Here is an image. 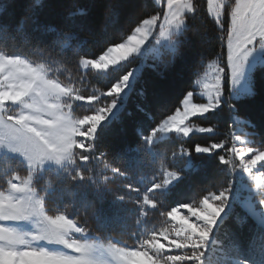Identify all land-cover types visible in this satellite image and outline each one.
I'll return each mask as SVG.
<instances>
[{"label":"snow or ice","instance_id":"obj_1","mask_svg":"<svg viewBox=\"0 0 264 264\" xmlns=\"http://www.w3.org/2000/svg\"><path fill=\"white\" fill-rule=\"evenodd\" d=\"M52 7L53 0H8L3 7V14L9 16L18 8L19 25L16 31L24 35V45L38 48L46 55L41 57L43 63H35L23 51L10 50L0 55V148L19 154L27 165L24 176L12 168L7 173L8 187L0 190V264H103L94 256L97 245L84 237L90 232L89 221L93 223L98 203L108 196L114 201H128L137 206V223L143 217L152 215L149 208L159 209L164 225L169 223V219L175 222L171 227L162 225L151 230L150 234L144 235L138 247L129 248L126 244L120 247L111 240L101 245L117 264H204L203 250L228 205L231 181L220 184L216 191H207L202 197L200 193L203 191L197 192L192 202L168 209L159 207L162 201L156 198V190L179 178L181 173L176 168L169 170L161 166L147 191H141L137 182L122 169V156H109L104 148L97 150L98 128L113 113L118 99H121L120 94L129 87L132 70L108 88L105 95L110 100L101 107L93 104L99 102L98 96L80 94L70 81L63 82L52 75L50 66L63 63L85 70L121 66L138 54L153 37L160 14H151L140 20L126 40L120 43L105 40L102 45L111 43V46L101 49L103 54L96 59L86 58L90 52L78 43V32L74 26L83 12L79 0H61L60 8L69 26L60 24L52 27L43 23L41 13ZM10 9L12 12H9ZM166 9L156 38L169 39L173 43L172 52L166 56L169 58L165 63L167 66L179 54L176 34L181 29L196 33L195 23L189 24L188 21L197 20L199 8L196 0H166ZM207 10L219 26L222 33L220 39L226 40V63L214 70L211 81L204 83L206 102L193 103L194 93L187 91L183 98V110L177 108L175 114L159 121L150 134L143 137L141 147L151 145L159 134L175 132L186 138L194 131L216 132L214 126L194 129L186 122L218 108L229 83H238L249 54L255 47L264 46V0H234L231 5L229 0H207ZM111 14L110 3L105 10L106 21ZM224 16H230L231 23L227 28L221 19ZM27 29H32L40 37L34 46ZM6 34L7 28H0V36ZM183 34L187 37L188 31ZM73 101H86L92 114L74 116ZM229 107L235 108V104L230 103ZM209 141L203 145L195 144L194 152L216 153L220 164L227 166L226 175L238 170L247 173L257 193V201L264 209V144L253 146L241 135H233L230 140ZM237 144L243 147H237ZM182 154L191 155V152L189 148H183L180 152H173L172 156ZM105 159L110 162L104 163ZM46 161L74 165L71 180L84 181L85 187L91 188L94 198L86 200L77 210L84 214L82 223L80 218H70L73 205L49 213L45 195L38 193L34 184V174ZM81 163L86 165V171L79 168ZM97 164H103V168L97 170ZM125 177L128 179H123ZM88 182H91L90 185ZM185 209L188 214L181 215ZM32 217L40 221L39 231L34 234L22 233L10 226ZM161 239L166 243H161ZM32 242L60 247L50 250ZM242 264H247V261Z\"/></svg>","mask_w":264,"mask_h":264},{"label":"trees","instance_id":"obj_2","mask_svg":"<svg viewBox=\"0 0 264 264\" xmlns=\"http://www.w3.org/2000/svg\"><path fill=\"white\" fill-rule=\"evenodd\" d=\"M82 14L75 20L78 32V43L90 52L86 58L98 59L106 50L102 45L107 39L120 43L131 34L137 23L151 14L160 13L154 0H79ZM8 0H0V28H7V34L0 36V51L7 54L10 50L25 52L35 63H43L41 59L46 53L38 48L24 45V35L17 33L19 14H3V7ZM61 0H53L51 10L41 13V19L46 26L56 27L63 24L64 13L60 8ZM112 4V14L105 20V10ZM199 15L195 23L196 33L183 29L176 35L179 54L173 63L165 65L166 57L172 51H164L160 57L149 58L145 62L141 58L131 60L127 65L112 68L107 73L94 69H77L74 65L55 63L50 65L52 75L63 82H71L72 86L82 95L95 94L103 106L110 97L105 93L123 74L134 72L128 89L121 99H118V109L113 116L101 123L97 136V150L107 149V155L123 157L121 167L130 174L131 180L137 182L141 191H147L153 182V176L159 168H176L181 173L178 179L156 190V198L162 201L159 207L168 209L181 203L192 202L197 192L200 196L207 191H216L220 184L231 181L230 209L217 224L214 245H218L230 253V264H264V226L244 207V203L254 194L253 187L243 177V171L226 175L227 166L220 164L217 154L195 153V144H205L210 139H231L233 135H241L243 140L252 142L253 146L264 144V66H259L252 74V92L240 99H233L230 91L222 105L204 117L191 120L200 127L214 126L216 132L192 133L188 138L171 135L160 138L158 135L151 145L144 144L143 137L149 135L159 121L175 114L181 107L187 91L194 90L195 80L203 74L207 66L215 61L226 63V40L222 41L219 26L210 17L207 10V0H196ZM9 12H12L10 9ZM79 15V12H77ZM225 28H227L225 26ZM188 31L187 37L184 32ZM31 44L34 46L40 38L32 29ZM91 37V38H90ZM75 116L92 114L86 101H73ZM235 104V108L229 104ZM229 147L231 144L228 145ZM237 147L243 145L237 144ZM189 148L191 155L173 157V152ZM108 159L104 163H109ZM170 162V166H169ZM189 165V167H188ZM26 165L12 157L0 156V190H5L7 173L15 168L21 176L26 175ZM86 171V165H79ZM97 170L103 164L96 165ZM75 166L55 170L47 169L34 179L38 193L45 195V203L49 213L70 208V218H80L83 213L77 210L86 200L93 199L90 187H85L84 181H72L70 173L74 174ZM127 180L128 178H123ZM89 185L91 182H88ZM138 196V194H137ZM254 194V198H255ZM139 198V196H138ZM200 197H197V199ZM253 199V198H252ZM259 205V203H257ZM150 216L143 217L139 223V209L128 201H114L108 196L98 203L97 215L93 223L89 221V235L99 237L104 242L114 241L119 246L132 245L134 241L143 240L144 235L151 230L164 225V217L159 215L158 208H149ZM232 260H237L233 263Z\"/></svg>","mask_w":264,"mask_h":264},{"label":"rangeland","instance_id":"obj_3","mask_svg":"<svg viewBox=\"0 0 264 264\" xmlns=\"http://www.w3.org/2000/svg\"><path fill=\"white\" fill-rule=\"evenodd\" d=\"M154 2L156 4V6L159 7L161 10L159 13L160 14V20H158V22H157L156 32L154 33L153 37L150 38V40L144 46H142L140 52L138 54H135L131 60H133L135 58H141L142 61L145 62L149 58L160 57V55L164 51H169V50L172 51V49H173V43L170 42L169 39L160 38L159 40H157V38H156L158 35V32H159L160 24L163 22V19H164L163 12L167 10L166 9V0H160V2H158V0H154ZM232 3H234V0H229V5H231ZM210 17L213 18L211 15H210ZM221 19L224 21L226 27L230 26V23H231L230 16H224ZM182 30L183 29H181V31ZM179 33H177V34H179ZM129 62H123V64L121 66H118L115 68H119V67H122L124 65H127ZM224 64L225 63H223L222 60H215L207 66V68L203 72V74H201L200 76H198L196 78L195 84H194L195 86H194V90H193L194 94L192 97L193 103H204V102H206L207 97L203 95V85H204V83L211 81V79L214 76V70L217 67H223ZM259 66H264V46L255 47V49L249 54L247 61L245 62L244 68L238 77V83L236 85H232L231 83H229L228 89L226 90V92L224 93V96L222 97V101L225 100L226 93L228 91H230V96L236 100L244 97L247 94H250L252 92L251 77H252L253 72ZM112 68L113 67L110 66L109 69H107V70H99V69H94V70L99 71V72H103V73H107ZM133 74H134V72L131 73L128 84H130L132 77H133ZM127 89H128V87H126L125 90L120 94L121 98ZM221 105H222V103L220 104V106ZM182 106H183V101H182L181 107L179 108L180 110H183ZM117 109H118V104H117L116 108L113 109V113L111 115H109L106 120L110 119L113 116V114L116 112ZM209 112H212V111H209ZM208 113H206L202 116L192 117L186 123H189L190 126H192L194 129H197L200 126H197L194 121L192 123H190L191 120H193L195 118H199V117H204ZM73 115H74V113H73ZM193 133H199V132L194 131ZM173 134H176L178 136H182V135H179L175 132H171V133H167V134H159V135H160V138L163 139V138H169ZM188 137H186V138H188ZM0 156H7V157L16 158V159L22 161L26 165V162L24 161L23 157H21L17 153H12L11 151L7 150L6 148H0ZM185 156L189 157V155H185ZM68 166H69V164L67 162H64L63 164H57L55 161H46L45 164L43 165V167L41 169H39L34 174V179L37 175L42 174L47 169L60 170V169L66 168ZM188 167H189V165H188ZM242 173H243V177L251 185L252 181H251L250 176L245 172H242ZM253 190H254L255 196L257 197V193H256L254 188H253ZM254 194L250 195V199L244 203V207L249 211V213L251 215L254 216V218L260 224H262L264 226V209H261L260 205H257L258 201H257L256 197L254 198ZM230 199L231 198H229V202H228L227 207L225 208L224 212L221 213L215 227L213 228L212 232L210 233L209 239L206 243V247L203 250L204 251V256H203L204 264H230V253H227L224 250V248H222L218 245H214V242L216 239L214 237L215 228H216L217 224L220 222L221 218H223L228 213V211L230 209ZM180 214L181 215H187L188 213H187V210L185 209V210H182V212ZM174 223L175 222L172 221L170 226H166V227H171ZM10 226L16 228L18 231H20L22 233L34 234V233L39 231L40 221L37 217H32L28 220L12 223ZM84 239L91 241V242H94L97 245V248L94 250V256L98 260L102 261L103 264H117V262L110 256V254L107 253L106 249H103L100 247L101 245H105L107 242H104L99 237H93L89 234H87V236L84 237ZM112 242L115 243L114 241H112ZM141 242H142V240L134 241V244L128 245V246H129V248H132L133 246L138 247ZM160 242L166 243V241H164L163 239H161ZM32 243L36 246H43V247L49 248L50 250H58L60 247L59 245L46 244L44 242H32ZM123 246H120V247H123ZM236 261L237 260H232L233 263H237Z\"/></svg>","mask_w":264,"mask_h":264},{"label":"clouds","instance_id":"obj_4","mask_svg":"<svg viewBox=\"0 0 264 264\" xmlns=\"http://www.w3.org/2000/svg\"><path fill=\"white\" fill-rule=\"evenodd\" d=\"M142 46V45H141ZM4 53L2 51H0V55H3Z\"/></svg>","mask_w":264,"mask_h":264}]
</instances>
